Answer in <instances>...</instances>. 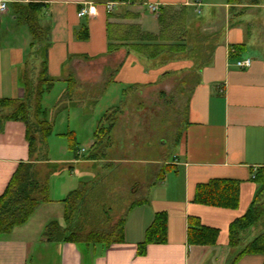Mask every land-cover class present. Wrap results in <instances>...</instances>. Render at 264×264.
Segmentation results:
<instances>
[{"label":"crops","instance_id":"0c3cea01","mask_svg":"<svg viewBox=\"0 0 264 264\" xmlns=\"http://www.w3.org/2000/svg\"><path fill=\"white\" fill-rule=\"evenodd\" d=\"M0 1L7 4L0 12V100L25 99L24 79L40 74L43 60L46 76L54 79L43 95L55 85L64 94L70 75L76 78L83 66L87 68L95 62H114L107 81L101 73L104 85L98 79L100 94L111 85L118 87L121 95L137 86L156 85L172 72L186 71L193 77L175 145L176 159L161 180L150 183L144 194L138 192L145 201L127 211L122 242L108 247L86 246L44 237L48 222L54 220L64 226L62 199L73 190L66 183L48 185L50 201L41 202L24 224L0 232V264H228L236 252L227 243L228 226L249 208L259 189L254 175L264 166V0L235 4L227 0H201L199 4L196 0ZM35 2L43 4L34 10L44 30L39 43L34 42L27 25L18 22L12 10V3ZM105 2H113L110 12L104 8ZM149 3H157L158 10L151 11ZM83 4L95 6L96 14L79 17L77 11ZM198 6L203 15L197 18L194 13L200 11ZM161 7L172 8L177 15L185 9L184 19L175 26L180 42L191 35L196 40L208 36L204 38L210 42V51L206 52L204 64H192L197 59L195 55L162 63L164 53L155 57L140 49L147 43L145 35L159 36L162 32L158 20ZM185 30L187 35H182ZM240 44L235 50V45ZM243 58H251L249 66L236 65ZM40 116L44 118L43 113ZM83 157L85 162L96 165L104 160ZM81 160L73 157L69 161H46L68 162L71 170L70 164L79 165ZM20 162L40 163L30 155L26 124L0 117V194ZM92 178L90 175L83 181ZM214 179L238 183L235 207L195 201L196 187ZM159 211L166 213V240L150 243L143 254H138L137 244ZM197 220L199 225L217 230L215 242L188 241V227ZM263 262V255L246 254L237 264Z\"/></svg>","mask_w":264,"mask_h":264},{"label":"rangeland","instance_id":"374dc122","mask_svg":"<svg viewBox=\"0 0 264 264\" xmlns=\"http://www.w3.org/2000/svg\"><path fill=\"white\" fill-rule=\"evenodd\" d=\"M244 1L249 0H240L238 3ZM198 9L200 11L194 13L197 18L203 15L200 6ZM204 37L197 40L192 39L193 35L185 37L186 51L179 53L180 59L196 56L197 59L192 64L201 65L206 58V52L210 49V42H206ZM104 67L108 69L107 72H104ZM113 67L114 62H95L87 68L83 66L76 78L70 75L68 79H71V82L75 80L72 99L83 100L79 105L71 103L69 99L60 101L63 93L60 92L58 85L45 93L40 101L45 110L43 116L51 122L52 131L45 141L47 151L43 142L36 140L34 143L32 159L40 163L33 165V175L41 183L48 175L49 186L55 184L61 186V183H66V187L71 186L72 189L85 177L93 176L94 186L88 192L85 201L87 208H82L80 215L75 213L72 222L75 224L76 219L78 222L81 221L84 231L95 225L101 226L105 224L104 222H112L126 214L130 205L141 199L139 194H144L146 187L153 183L167 166L166 169L172 167L176 159V141L186 113L189 83L193 78L186 71L172 72L156 85L137 86L122 95L118 87L111 85L100 94L99 83L104 85L101 73L107 81ZM30 80L33 82L32 86L38 84L39 74L33 78L30 76ZM115 106L122 108L119 113L113 115L115 120L109 118L103 120L100 125L98 137L104 140L99 143L100 147L104 148L106 155L104 160H100L97 165L90 161L85 162L82 159L83 154H86L83 158L87 159V156L98 148L94 146L91 150L100 119ZM28 114L32 130L37 120L42 118L35 114L33 99ZM69 132L72 133L73 144L80 152L78 157L82 159L79 165L70 164L73 166L71 170L66 164L68 162L50 164L46 161L47 158L69 161L75 157L73 150L69 148L71 142ZM31 133L36 139L39 137L37 131L32 130ZM61 166L63 169H60ZM49 170L53 172L52 175L47 174ZM261 197L264 202V191ZM91 204L93 206H90ZM87 214L90 217L86 221ZM38 216H41L40 213ZM106 218L108 221L100 222ZM259 231V226H252L245 232L246 238Z\"/></svg>","mask_w":264,"mask_h":264},{"label":"trees","instance_id":"16d2710c","mask_svg":"<svg viewBox=\"0 0 264 264\" xmlns=\"http://www.w3.org/2000/svg\"><path fill=\"white\" fill-rule=\"evenodd\" d=\"M239 1L240 0H227V2L231 4L238 3ZM42 5L43 4L39 2L28 4L12 3V10L19 17L17 21L23 22L27 25L34 42L36 43L42 41L44 30L38 25L34 10L40 8ZM181 11L183 14L177 15L172 8L161 7L158 14V20L162 26V32H160L159 36L151 37L145 35L148 38L147 43H143L140 49L144 50L147 55L155 57L164 53L166 57L163 59L162 63L165 61L180 59L181 57L179 56V53L185 52L187 46L186 41L180 42L176 37L178 34L175 32V26L181 21V19H184L185 9H181ZM187 33V30H185L182 35H187ZM158 39L166 42L160 43L157 41ZM241 46L242 44L235 45L234 48L237 50ZM208 51H210V49ZM189 55L191 56L190 53ZM204 62L205 60L201 62V65L204 64ZM41 66L42 69L39 74L38 84L32 86L33 82H31L30 78L26 77L24 79L27 89V96L25 99L2 98L0 100V117L19 119L26 124V137L28 140L30 155H33L35 151V147L33 148V146L34 143H36V140L43 142L47 151L45 141L52 131V124L50 121L45 117L43 119H38L32 129L33 131H37L39 137L36 139L31 133L32 130L28 121V111L30 110L31 100L33 99L35 101L36 116L44 113L40 104L41 97L44 92L51 88L54 82L53 78H48V76H46L45 60L42 61ZM74 81L71 82V79H68L67 89L60 101L69 99L73 104L83 102V100L72 99L75 89ZM118 106L112 107L110 111H107L103 118L100 119L91 145L92 149L94 146L98 148L93 154H89L87 158H105L106 155L104 154V148L100 147L99 144L104 141L102 137H98L99 131L101 130L100 125L103 120L109 118L115 120L113 115L119 113L122 109ZM109 127L111 128L112 126ZM36 128H38V130ZM68 135H70L69 139L71 141L69 148L73 150L75 157L77 158L79 156L78 149L75 144H73L72 133L69 132ZM166 168L162 171V174L158 176V180H161L165 172L171 169V167L170 169ZM254 180L259 184V189L256 192L253 201L246 212L232 220L228 226L227 243L231 248L236 249L234 256L230 259L228 264H237L239 259L246 254H259L264 256V202L261 197L264 191V166L260 167L255 173ZM93 183L94 180L91 182H80L76 188L71 190L66 197L62 199V202L64 203L65 226H60L58 222L54 220L48 222L43 231L44 237L48 240L71 241L86 246L99 244L104 247L123 241L126 214L112 222H104L105 224H101V226H92L88 231L83 230L81 221L78 222L77 219L75 224H72L74 214L79 213L80 215L81 209L85 207L87 208L85 204L86 196L94 186ZM48 192V181L45 179V181L41 183L34 177L33 163L20 162L5 189L0 194V232L6 233L14 227L24 224L41 202L50 201ZM238 192L239 188L236 181L214 179L207 183L199 184L196 187L195 201L211 205L235 207L238 203ZM144 201L145 200L142 199L134 201L128 210ZM90 206L93 205L91 204ZM88 214L85 217L86 221L90 217ZM166 219V213L163 211L154 214L152 222L145 230L144 238L137 244L138 254H143L148 244L161 243L166 240ZM103 221L108 220L106 218L100 222ZM198 225V220L195 224L190 223V226L188 227V241L190 243L200 244L215 242L217 230L215 228ZM252 226H259L260 231L247 239L245 232ZM262 264H264V262Z\"/></svg>","mask_w":264,"mask_h":264},{"label":"built area","instance_id":"2783aa9c","mask_svg":"<svg viewBox=\"0 0 264 264\" xmlns=\"http://www.w3.org/2000/svg\"><path fill=\"white\" fill-rule=\"evenodd\" d=\"M197 4H199V2H201V0H196L195 1ZM105 10L107 12H110L113 9V2H105L103 4ZM7 7L6 1H0V12H2L3 10H5ZM148 7L151 9V11H157L159 6L157 3H149ZM96 14V8L95 6H89V5H85L83 4L82 6L79 7L78 11H77V15L79 17H90ZM251 63V58H243L241 60H237L236 65L239 67H247L249 66ZM83 150V149H82Z\"/></svg>","mask_w":264,"mask_h":264}]
</instances>
